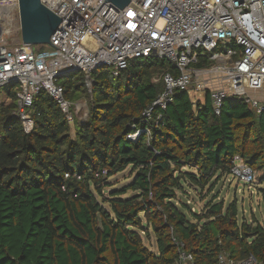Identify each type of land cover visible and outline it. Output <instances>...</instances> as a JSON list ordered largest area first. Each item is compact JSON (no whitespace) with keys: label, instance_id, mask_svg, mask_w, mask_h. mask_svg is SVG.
I'll return each mask as SVG.
<instances>
[{"label":"trees","instance_id":"16d2710c","mask_svg":"<svg viewBox=\"0 0 264 264\" xmlns=\"http://www.w3.org/2000/svg\"><path fill=\"white\" fill-rule=\"evenodd\" d=\"M168 70L175 73L163 58L136 57L118 76L94 71L90 91L80 72L59 77L69 101L88 98L74 137L45 90L25 132L13 85L0 87L11 98L0 104V264H175L172 237L196 264H217L222 251L264 264V222L239 220L236 200L208 201L197 212L177 200L185 187L211 192L235 154L264 182V111L229 96L216 114L208 92L202 102L177 90L145 124L143 110L163 89L154 79ZM132 125L140 129L134 140ZM126 168L132 181L104 196L107 178ZM258 193L264 207V188ZM151 233L153 249L143 242Z\"/></svg>","mask_w":264,"mask_h":264},{"label":"built area","instance_id":"2783aa9c","mask_svg":"<svg viewBox=\"0 0 264 264\" xmlns=\"http://www.w3.org/2000/svg\"><path fill=\"white\" fill-rule=\"evenodd\" d=\"M40 2L60 18L50 38L57 48L23 43L18 0H0V87L13 85L14 115L25 132L34 127L29 111L41 90L70 116L71 101L59 77L80 72L91 90L94 71L108 68L115 77L136 57L163 58L175 70L160 75L163 89L143 110L145 124L177 90L208 92L216 114L229 96L243 98L257 113L264 111V0H129L122 9L102 0ZM203 59L209 63L197 66ZM131 128L127 138L134 140L140 129ZM229 175L250 185L256 179L238 154ZM172 241L175 264H196L184 241ZM217 264L260 263L252 254L235 259L222 251Z\"/></svg>","mask_w":264,"mask_h":264},{"label":"rangeland","instance_id":"374dc122","mask_svg":"<svg viewBox=\"0 0 264 264\" xmlns=\"http://www.w3.org/2000/svg\"><path fill=\"white\" fill-rule=\"evenodd\" d=\"M39 45H34L37 48ZM160 76H157L155 81H158ZM90 91V90H89ZM188 94L192 99H198L203 102L204 93L201 91H189ZM11 98L6 94L0 91V104L6 105L10 103ZM17 103V98H16ZM29 114L32 116V112L29 111ZM89 114L88 98L81 97L71 101L69 107L68 122L70 125L71 136H75L77 124H82L86 122ZM256 173L255 182L251 185L247 182L232 177L231 175L223 176L212 189L211 192L208 191L205 187L202 191H197L188 187H185L184 192L177 193V200L186 202L191 206V210L197 212L201 207H204L208 201H220L224 202V205L229 202H237L238 215L240 218H244L247 221L251 219L264 222V207L261 200V195L258 193V189L264 188V182L261 180V173ZM133 174H130V168H126L121 172H117L112 176L107 178V181L110 182V186L103 187L102 191L104 196L108 195V191L113 188H119L126 184L127 182L132 181ZM250 186V187H249ZM252 191V192H251ZM130 195V192H127L126 196ZM215 197V198H214ZM214 198V199H213ZM98 200H101V197L97 196ZM107 207V205H105ZM199 212V211H198ZM144 244L150 249L155 248L154 246V236L151 233L149 237H143Z\"/></svg>","mask_w":264,"mask_h":264},{"label":"water","instance_id":"95a60500","mask_svg":"<svg viewBox=\"0 0 264 264\" xmlns=\"http://www.w3.org/2000/svg\"><path fill=\"white\" fill-rule=\"evenodd\" d=\"M110 2L122 9L129 3V0H102ZM20 38L25 44L42 45L51 44V36L60 23V18L40 0H18Z\"/></svg>","mask_w":264,"mask_h":264},{"label":"bare ground","instance_id":"6f19581e","mask_svg":"<svg viewBox=\"0 0 264 264\" xmlns=\"http://www.w3.org/2000/svg\"><path fill=\"white\" fill-rule=\"evenodd\" d=\"M109 72H110V70H109Z\"/></svg>","mask_w":264,"mask_h":264}]
</instances>
